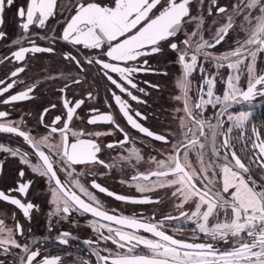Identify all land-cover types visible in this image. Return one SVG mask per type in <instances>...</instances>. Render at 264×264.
Instances as JSON below:
<instances>
[{
  "label": "snow or ice",
  "instance_id": "snow-or-ice-1",
  "mask_svg": "<svg viewBox=\"0 0 264 264\" xmlns=\"http://www.w3.org/2000/svg\"><path fill=\"white\" fill-rule=\"evenodd\" d=\"M14 3L0 0V27ZM16 15L22 34L0 58L14 65L0 78V135L19 142H0V174L7 159L22 167L15 186L0 190V202L13 208L8 221L0 210V264H264V0H27ZM50 21H62L58 33ZM166 50L180 70L167 121L176 127L154 131L144 123L149 114L130 102L146 105L135 93L160 90L149 80L140 87L138 78L167 76L149 62ZM40 54L59 55L69 70L26 82L22 74ZM95 77L107 82L105 111L85 107L100 99ZM42 81L60 82L58 103L34 124L30 111L14 116ZM26 170L47 189V232L39 238L25 227L40 211L28 199ZM116 170L136 195L99 182ZM98 194L158 208L125 214ZM78 217H87L91 236L56 230L78 227ZM50 243L63 255L44 256Z\"/></svg>",
  "mask_w": 264,
  "mask_h": 264
},
{
  "label": "flooded vegetation",
  "instance_id": "flooded-vegetation-1",
  "mask_svg": "<svg viewBox=\"0 0 264 264\" xmlns=\"http://www.w3.org/2000/svg\"><path fill=\"white\" fill-rule=\"evenodd\" d=\"M27 0H15V3L11 8H7L4 13V24L0 27V31H4L7 33V37L4 40H0V58L6 56L12 50H14V46L10 43L12 40L16 39L22 34V30L18 27L19 20L16 15V7L18 5H26ZM226 2V0H225ZM59 19V17H58ZM50 25L56 29L58 33L60 28L63 26V23L57 24L55 21H50ZM32 31H40L38 29H32ZM48 34L51 35V31L48 30ZM38 44L42 46H47L43 41H37ZM25 46L27 43L25 42ZM66 47L63 44L58 43L57 48L60 50H64ZM41 58L39 59H32L28 63V69L26 73L22 74L25 78L26 82H30L36 78L42 77L45 74L52 73L57 74L61 70L67 72L69 69L65 67V63L61 60L60 56L57 55L55 57L48 56L47 54H40ZM174 59V54L167 51L164 54L154 56L149 58L150 64L158 69H163L167 71V76H159V75H140V87L147 86L142 83L144 80H149L153 83L160 84V90L154 89H147L150 93L148 96H143L140 93H135L137 95H141L142 99L148 101L146 105L137 104L135 102H130L132 107L135 109H139L142 112L149 114V120L144 122L146 126L151 128L154 131H161L165 127L175 128V123L168 124L167 121L170 119L168 116L169 110L177 103L173 100V96L178 93V89L175 85V80L179 76V68L175 63H172ZM14 68L12 63H6L5 65H0V78H3L8 72H10ZM59 81H46L41 83L40 87L37 89L38 96L35 100L26 102L22 105L17 106L15 112L13 113L14 116H19L24 112H32L34 114L30 124L35 123V114H37L43 107L49 105L50 103H58V93L53 91L54 86H59ZM106 81L100 79L99 77H95L94 79V86L99 93L100 99H98L95 105L92 102H87L85 107L97 106L102 111H105V107L103 104V97L106 92ZM23 86L20 85L18 88H22ZM222 87V86H218ZM17 89H13L16 91ZM86 87L80 88V95L82 96L86 92ZM126 98V97H125ZM60 109L57 108L54 110L53 113L49 115L59 114ZM155 114V117L152 114ZM158 117V118H156ZM117 119L121 126L127 128L125 121L117 115ZM257 120L262 119V117L258 114L256 117ZM103 127V126H101ZM130 133L135 136L138 135L134 132V130L128 129ZM119 133L116 136H109L104 138L106 141H111L115 139H119ZM7 141L12 144H17L19 141L16 138L9 137L7 135H0V142ZM147 156L149 154V149L143 148L140 146ZM107 158V157H105ZM4 159V154L0 153V160ZM22 167L19 165L18 162L14 159H7L4 160V169L3 174H0V190L8 189L15 186L16 181L19 179L18 177V169ZM102 170V169H101ZM123 175L124 178H127V173H121L119 170L114 171L110 176L104 177L100 179L99 182L107 186L110 190H113L120 194L125 195H136L133 189L122 185L118 182V180ZM25 180L31 179L33 181L32 187L29 191L28 199L31 200L35 204H39L40 211L38 213H33V219L31 225H27L25 223V227H31L32 232L38 238L47 232V212L49 211V204H48V195L45 182L38 176H35L31 172L26 170V175L24 177ZM13 195H16L13 193ZM101 196L109 208H119L125 214H131L134 210L144 207L148 209L143 214L148 216L151 214L152 210H157L158 206L151 205V206H139V205H125L120 202L113 200L112 198H108L103 196V194H98ZM160 207H166V205H162ZM0 210H3L6 215L4 218L6 221L10 220L11 212L13 208L3 202H0ZM159 214V212H158ZM17 217L21 219V222L24 223L23 218L20 216L19 212H17ZM79 226L73 228L70 223H60L56 224V230H69L74 233L79 234L81 237H89L92 235L90 229L86 226L84 221L87 217H78ZM55 235V232L52 233ZM184 236L189 235L188 232H184ZM64 250L55 244H47L42 248V254L44 256H62Z\"/></svg>",
  "mask_w": 264,
  "mask_h": 264
}]
</instances>
